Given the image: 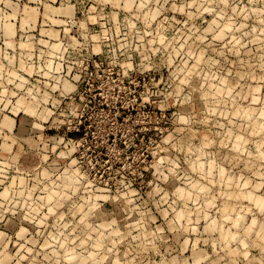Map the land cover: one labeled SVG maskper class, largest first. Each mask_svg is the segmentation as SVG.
Segmentation results:
<instances>
[{"label":"rangeland","instance_id":"1","mask_svg":"<svg viewBox=\"0 0 264 264\" xmlns=\"http://www.w3.org/2000/svg\"><path fill=\"white\" fill-rule=\"evenodd\" d=\"M0 264H264V0H0Z\"/></svg>","mask_w":264,"mask_h":264}]
</instances>
